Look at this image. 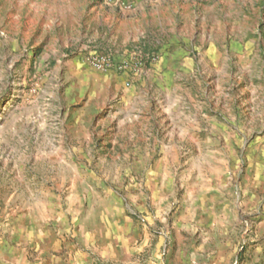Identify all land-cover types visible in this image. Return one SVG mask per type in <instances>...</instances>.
Here are the masks:
<instances>
[{
    "label": "rangeland",
    "instance_id": "374dc122",
    "mask_svg": "<svg viewBox=\"0 0 264 264\" xmlns=\"http://www.w3.org/2000/svg\"><path fill=\"white\" fill-rule=\"evenodd\" d=\"M121 1L0 0V264H264L263 10Z\"/></svg>",
    "mask_w": 264,
    "mask_h": 264
},
{
    "label": "crops",
    "instance_id": "0c3cea01",
    "mask_svg": "<svg viewBox=\"0 0 264 264\" xmlns=\"http://www.w3.org/2000/svg\"><path fill=\"white\" fill-rule=\"evenodd\" d=\"M128 1L134 2L135 5H137V8L132 13L127 14L129 16V19L127 20L125 19V21L123 20L124 22L121 23L125 29L124 33L126 34V37L128 39L131 37L132 40H134L135 38L136 39L140 37L142 38L144 34L145 35L148 34L149 28H151V30L154 29L155 32L153 33L156 34L157 36H162L164 35V27L166 26L168 27L166 31L168 33L169 32L172 33L173 40H175V41L169 40L170 45L178 44V42H176L177 35L176 33H174V31L177 28L175 19H177V17H181V15L183 14V11L188 10V8L193 9L195 4L197 3H207L209 4L208 8L211 12H217L218 10H220V5H222V8L224 7V10L226 11L229 8H232L235 5H237L239 1L240 3L244 5L246 4H248V6L251 5V7H253L252 3L255 2V4L257 5L256 12L261 14L263 10V15H264V0H194L189 4L168 2L165 5L158 6L156 9L143 8V6L141 5L142 3L139 0H128ZM191 13H194V10H191L190 13L189 12L186 13V15H190ZM177 14L179 15L177 16ZM160 15H163L162 19L161 18L158 19ZM116 19L118 22L119 17ZM127 27L135 31L134 35L132 33H130L129 35L127 34V31H128L126 30ZM167 35L168 37H171L169 34ZM154 41L156 45L158 46L160 45V48H159V52L161 54L160 61H162L164 60V42L158 38ZM176 50L177 49H175V51Z\"/></svg>",
    "mask_w": 264,
    "mask_h": 264
},
{
    "label": "built area",
    "instance_id": "2783aa9c",
    "mask_svg": "<svg viewBox=\"0 0 264 264\" xmlns=\"http://www.w3.org/2000/svg\"><path fill=\"white\" fill-rule=\"evenodd\" d=\"M117 2L125 7V4L121 0H117ZM86 64L93 70L98 72H117L123 73L130 70V65L128 62H115L113 59L107 56H99V55H91L86 58Z\"/></svg>",
    "mask_w": 264,
    "mask_h": 264
}]
</instances>
